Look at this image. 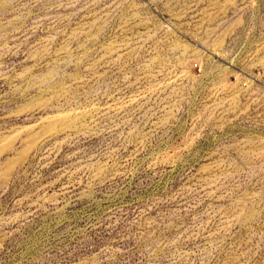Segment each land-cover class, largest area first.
Here are the masks:
<instances>
[{
  "label": "rangeland",
  "instance_id": "1",
  "mask_svg": "<svg viewBox=\"0 0 264 264\" xmlns=\"http://www.w3.org/2000/svg\"><path fill=\"white\" fill-rule=\"evenodd\" d=\"M0 264H264V0H0Z\"/></svg>",
  "mask_w": 264,
  "mask_h": 264
}]
</instances>
